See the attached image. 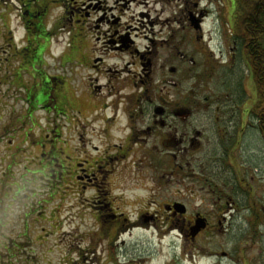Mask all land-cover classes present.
Segmentation results:
<instances>
[{
    "label": "flooded vegetation",
    "instance_id": "obj_1",
    "mask_svg": "<svg viewBox=\"0 0 264 264\" xmlns=\"http://www.w3.org/2000/svg\"><path fill=\"white\" fill-rule=\"evenodd\" d=\"M177 1L180 2V20L175 23L181 25V31H173L170 35L154 28L147 35V19L152 26L161 22L151 19L149 11L143 9L148 2L142 0H44L42 3L34 0L35 4L18 6L21 38L15 35L18 27L13 28L0 18V82L3 83L0 97L7 85V89L14 91L13 98H18L28 108L29 116L35 117L36 112L43 110L50 114L52 102H59L60 95H52L47 89L45 92L48 75L42 64L44 59L52 62L57 57L52 51L46 52L50 50L53 33L61 24L70 36V49L76 47L70 40L81 36L85 52L76 56L75 50L76 55L72 53L69 57L80 59L76 70L82 71L81 96L86 106L79 107V113L83 120L68 119L65 123L67 129L68 125L70 127L71 138L67 137L65 149L56 145L57 138L50 142L48 138L44 144L35 146L41 150L39 155H52L48 160L51 165L56 161L55 166L65 168L82 188L94 189L93 197L98 196L108 209L105 216L114 219L121 216L128 220L125 213L119 212L120 207L116 210L112 204L125 202L129 195L121 191L113 195L111 191L117 185L115 178L121 179L127 157L132 155L140 157L133 160V165L155 170L154 176L151 173L148 177L154 179L158 190L165 182L172 183L175 175L181 177L180 183L188 180L194 188L199 185L205 193L198 194L200 203L194 208H189L180 188L174 195L164 197L157 189L152 190V202L147 200L148 204H142L128 226L122 221L124 227L113 230V238L123 232L132 234L136 229L152 227L162 233L163 224H166L169 231L163 230L162 236L177 229L184 239L181 253L185 255V241L195 240L194 251L200 261L207 264H264L261 159L250 160V157L261 156V147L255 149L251 143L261 141V101L257 92L250 89L252 71L244 57L242 40L231 31L225 5L218 4L212 11L202 9L203 0ZM213 3L215 0H209L210 7ZM52 6L60 9L59 16L53 19L50 16ZM140 7L142 9L138 10ZM208 19L212 20L214 28L206 38L203 25ZM45 20L49 23L44 26L43 33ZM214 40L216 44H212ZM191 44L196 47L193 51L188 49ZM196 51L203 54L202 62L196 59ZM107 58L123 62L110 64ZM23 59L26 67L19 78L13 72ZM36 66L42 69L37 72L41 80L32 84ZM224 71L228 73L226 77ZM214 78L215 89L204 95L203 100H197L203 85ZM21 90L24 96L18 95ZM36 90L49 97L37 96ZM1 101L0 106L6 107L0 115L5 119L6 129L9 119L16 116L14 111L18 110L13 105L19 101ZM11 108L13 114L5 117V110ZM53 125L58 127L57 120ZM14 141L15 137L9 143ZM55 149L56 152L63 150L65 159L59 152L54 153ZM4 151L2 161L7 164L9 156ZM37 154L35 150L33 160L39 156ZM192 155H196L199 169L194 166L195 156ZM60 157L69 165L59 163ZM233 205H238L231 218L235 225L224 227L223 221L228 219ZM245 212L257 220L255 225L250 218L254 231L251 235L248 231L246 234L244 228H249L242 223L243 218L246 219ZM198 225L193 235V227ZM234 227L239 230L234 232ZM219 235L226 236L222 244L216 241ZM245 237L251 239V245ZM202 242L206 244H199ZM256 244L258 253L254 251ZM173 252L176 259L179 252Z\"/></svg>",
    "mask_w": 264,
    "mask_h": 264
},
{
    "label": "rangeland",
    "instance_id": "obj_2",
    "mask_svg": "<svg viewBox=\"0 0 264 264\" xmlns=\"http://www.w3.org/2000/svg\"><path fill=\"white\" fill-rule=\"evenodd\" d=\"M39 1L42 3L44 0ZM142 1L148 2L147 7L143 9L149 11L151 19L157 18L161 22L152 26L148 24L149 20L147 19L145 21V25L149 28L147 35H150L153 28L156 31L161 30L162 34L169 35L174 33L173 31H181V25L175 23L177 19L180 20L179 1ZM24 3L35 4L34 0H0V7H2L0 18H4L13 28L18 27L15 35L19 38H21V30L19 29L21 22L18 21L19 9L16 8ZM201 4L202 9L206 8L212 11L217 9L218 4L220 7L225 5L226 10L229 9L227 7L229 5L228 0H215L217 5L213 3L212 7H210L209 0H203ZM132 8L134 9V6ZM59 14V7L52 6L51 19L59 16ZM43 22L45 23H43V26L49 23L46 20ZM43 26L42 29H44ZM60 26L61 24L58 26L57 31L53 33L55 36L51 41L50 48L48 47L50 50L46 51L47 53L52 51L57 57L52 62L50 59L49 62L44 59L42 64L43 71L48 75L47 80H45L47 81L45 92L47 89L53 93L52 95H60L59 102H52L53 109L50 114L43 110L36 112L35 117L29 116L28 108L23 106L18 98H13L14 91L7 89L8 86L4 85L3 90L5 92H1L3 96L0 97V103L1 100L10 103L13 100L19 102L13 105V108L18 110L14 111V116H16L9 119L6 129L5 119L0 117V264H207V262L200 261L197 253H195L194 250H196L197 245L195 240L187 238L188 240L185 241L187 254L185 255L181 253L184 239L177 229H172L162 236L164 231H169L165 227L166 224H163L164 231L162 230V233H158L152 227L148 230L136 229L132 234L123 232L118 238H113L115 237L113 236L115 233L113 230L122 229L124 227L122 221L127 226L128 223H132L142 204L152 202L150 200V196L153 194L152 190H158L154 179L148 177L151 173L154 176L155 170L148 167L142 169L141 167L138 168L137 165H133V160L140 157L136 155L130 156L131 158L127 157V165L121 172V179L118 181L115 178L117 185L116 187L113 186L111 191L113 195L119 194L120 191L129 195L127 197L129 199L125 202L112 204V207L116 210L120 207L118 210L126 214L128 219L126 220L121 216L116 219L106 217L108 209L104 203L103 206L98 196L93 197L95 194L94 189L82 188L77 179L67 171L65 172V168L55 166L56 161L55 165L48 162V160H51L52 155L45 154L42 156L43 154H41L40 156L39 152L41 150H38V147L35 149L36 145L44 144L48 138V142L53 138H57L56 145L63 146V149H65L67 137L71 140L68 132L70 127L68 125L67 129L65 123L68 119H73L75 122L83 120L81 113H79V107L86 106V100H83L84 97L81 96L82 71L80 68L76 70L80 59L69 57L75 50L78 52H76L77 55L73 53L76 56L85 52V41L81 36H78L74 40H70L74 41L71 45L76 47L74 49L68 48L70 36ZM212 28H214V24L212 20L208 19L203 25L206 38H209V31L213 30ZM217 28L219 29V25ZM186 33L189 35L188 30ZM42 36L46 35L42 34ZM89 42V40L86 41V45ZM139 42L141 43V41ZM212 44H216L215 40ZM195 48V44L188 47L189 51H193ZM195 57L202 62L203 54L196 51ZM107 59L111 62L110 64L123 62L115 58ZM46 62L48 64H45ZM25 67L26 61L23 59L16 64L13 74L20 78L22 76L21 70H24ZM36 67L33 69V72L36 71V73L31 78L32 84L41 80L37 76V72L42 69L40 67L36 69ZM227 75L228 73L224 71L223 76L226 77ZM216 76L219 77L220 74L217 73ZM215 80L216 78L209 81L206 86L203 85L201 94L197 93V100H203L204 95L211 92L213 88L215 89ZM1 84L3 83L0 82V86ZM250 89L255 90L253 79H251ZM38 92L36 90V94ZM45 92L43 94L40 91L37 96L41 94L47 96L48 94H45ZM18 95L24 96V90H21ZM2 104L3 102L0 105ZM261 106L264 107V103ZM2 108L6 107L0 106V115H2ZM12 110V108L5 110L6 114L4 116L8 118L6 115L12 113ZM56 120L57 128L53 125ZM50 124L52 125L50 126ZM49 131L50 134L46 138ZM3 136L7 140V146L3 141L5 140ZM10 137H15L12 144L9 143V140L12 139ZM8 138L10 139L8 140ZM251 143L254 144L255 149L261 147V156L250 157V160L257 161L261 159V202H264V137L261 135V141L253 140ZM4 150L7 152L6 155L9 156L7 164L2 161V155L5 154ZM35 150L39 156L33 160L32 154ZM42 151L44 152V150ZM61 151L63 150L57 152H59V156L62 155L61 157L65 159L64 153L62 154ZM57 152L55 149L54 153ZM200 155L202 156V153ZM193 156H195L194 166L199 169L196 165V155L191 157ZM61 157L58 162L69 165ZM37 161L39 163L36 167L35 163ZM181 173L183 174L184 171L181 170ZM185 179L187 180L188 177L185 176ZM180 181L181 177L176 175L172 178V183L167 184L165 182L164 184L163 181L162 183L166 188L163 185L158 190L159 194L163 197L169 194L174 195L180 188L183 196H186L188 201L181 200H185L189 204V208H194L195 205L200 203L198 194H204L205 190H200L199 185H196L195 188L192 187V182L188 180L185 183H180ZM256 192L259 193L260 191L257 190ZM189 193H192V195L189 196ZM100 206H103L102 209ZM153 206L155 207V204ZM237 207L238 205L234 206V209H231L233 213H230V211L228 219L223 221L224 227L235 225V220L231 218L236 213ZM244 215L246 219L243 218V226L249 228L244 229H246V234L248 231L250 233L248 235H251L254 231L250 218L255 225L257 220L252 215L248 216L247 212ZM261 221H263L262 217ZM158 223L160 224V222ZM261 229V252L263 251L264 256V227H261ZM237 230L239 228L234 227V232ZM225 237L219 235L216 240L218 244H222L221 240ZM245 239L249 241V245L252 244L251 239L246 237ZM214 243L215 241H213L211 247ZM199 244L205 245L206 243ZM258 248L259 246L256 244L254 246L256 253H258ZM174 250L179 252L176 259L173 257Z\"/></svg>",
    "mask_w": 264,
    "mask_h": 264
},
{
    "label": "trees",
    "instance_id": "obj_3",
    "mask_svg": "<svg viewBox=\"0 0 264 264\" xmlns=\"http://www.w3.org/2000/svg\"><path fill=\"white\" fill-rule=\"evenodd\" d=\"M228 2L231 31L242 40L244 57L251 68L255 90L262 105L264 103V0H228ZM261 135L264 137L262 106Z\"/></svg>",
    "mask_w": 264,
    "mask_h": 264
},
{
    "label": "water",
    "instance_id": "obj_4",
    "mask_svg": "<svg viewBox=\"0 0 264 264\" xmlns=\"http://www.w3.org/2000/svg\"><path fill=\"white\" fill-rule=\"evenodd\" d=\"M263 211H264V209H263ZM199 226H200V225L196 226V227H198V228L193 227V234L195 233L196 229H199Z\"/></svg>",
    "mask_w": 264,
    "mask_h": 264
}]
</instances>
